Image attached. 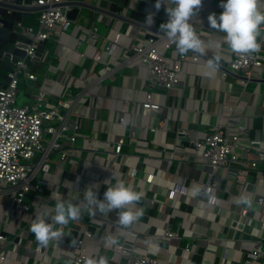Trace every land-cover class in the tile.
<instances>
[{
	"label": "built area",
	"instance_id": "1",
	"mask_svg": "<svg viewBox=\"0 0 264 264\" xmlns=\"http://www.w3.org/2000/svg\"><path fill=\"white\" fill-rule=\"evenodd\" d=\"M71 1L38 0L34 3V6L47 8L35 13L36 24H18V31L26 38V42L18 43L17 48L25 50L27 56L7 72V88L0 90V198L12 196L15 208L10 215H14L15 211L19 218L32 214L29 225L38 216L47 219V214L51 212L50 201L47 200L53 198L47 192L51 180L46 175L78 172V177L89 184L88 188L93 187L99 199H103L105 186L115 184L121 175L137 183L144 181L148 187L155 185L157 176L149 165L141 168L131 162L135 159L139 160L138 163L143 162V156L135 153L137 143L130 140V133L139 126V115L151 117V122L142 126L148 134L155 135L166 130L163 120L152 117L153 113H160L165 108L155 98V94L176 89L182 75L188 72L186 66L198 63L201 59L191 52L168 54L175 44L164 34H139L140 41L136 42L144 43L122 46L124 33L119 29L101 32L97 26L91 29L78 26L76 33L79 40L74 49L84 59V65L87 62L82 75L62 71L60 84L64 86V92L60 93L55 90L58 80L46 74L45 80L31 94V98L18 104L22 77L27 81L38 80V76L29 71L27 65L34 61L39 46L53 40L59 46L72 48L68 43L60 42L63 34L75 24L69 18V13L75 8L68 5ZM169 1L175 7L174 0ZM221 3L222 0H213L212 5L201 14L197 11L190 23L198 22L202 14L208 13L211 8L223 11ZM120 6L121 10L113 11L129 16V6ZM260 8L264 10V2L260 3ZM84 40L93 41L91 53L82 50ZM257 40L260 43L259 50L248 54L233 52L222 65V78L235 76V82L245 90L250 83L263 78L264 26ZM118 47H123L121 57L117 56ZM41 61L45 62L44 59ZM136 62L146 69L143 78L145 98L130 100L117 97V107L108 109L104 106L94 117L96 101L105 97L109 88L110 98L116 99L114 87L117 85L114 83L119 68ZM237 110V105L228 106L224 113L219 114L223 121L211 126L197 138L185 129L175 131L176 150L170 153L168 148H164L160 156L170 164L178 161L186 166H204L207 171L201 180L179 174L180 180L175 179L166 194L156 193L147 203L150 209L160 206L162 211L167 207L177 209L180 198L188 197L191 189L199 205L205 203L222 211L226 209L224 202L234 203L235 208L226 215L230 219L229 228L241 235L248 234L251 238V246L245 251L241 264H264V138L251 136L248 125L240 122L242 117L235 115ZM103 132L108 134L107 138L103 137ZM149 140L156 141L154 137ZM127 147L129 150H126ZM77 167L81 168L80 172L75 169ZM188 180L190 184H187ZM31 195L42 202L37 214L34 213V206L27 201ZM241 195L249 197L251 204L235 203ZM81 210V216L88 218L87 222H112L106 216L93 213L92 206L81 207ZM81 216L71 221L78 225ZM87 224L80 229L79 237L73 243H68L74 251L73 259L68 264H88L89 260L98 262L103 258L89 250L95 235ZM10 226L13 225L8 223L7 229ZM71 228V225H67L66 231ZM6 232L0 230V264H18L20 262H16L13 257L14 247L10 248L13 240L8 238ZM125 232L126 237L136 240L141 235L129 228ZM146 238L159 245L176 236L167 231L163 235L147 234ZM125 240L115 245L120 259L128 254ZM48 249L39 243L35 245L37 254H47ZM185 250L191 252L192 246L188 244ZM130 261L129 264H158L157 259L147 252L133 256ZM121 263V260L118 261V264Z\"/></svg>",
	"mask_w": 264,
	"mask_h": 264
},
{
	"label": "crops",
	"instance_id": "2",
	"mask_svg": "<svg viewBox=\"0 0 264 264\" xmlns=\"http://www.w3.org/2000/svg\"><path fill=\"white\" fill-rule=\"evenodd\" d=\"M78 1L109 11L121 10L120 5L125 4L130 8V17L146 24V17L152 14L153 23L151 26L158 30H161L160 25L168 20L166 9L172 7L169 0H162L159 10L155 8L156 0ZM212 3L213 0H203L198 12L200 11L201 14ZM80 10L81 12L77 16L74 26L63 34L60 39V42L63 44L68 43L72 48L59 46L57 41L52 40L46 45L44 58H42L45 62H28L27 69L34 72L38 76V80L27 81L26 78L22 77V84H25V86L31 85L33 88L32 91L28 90L26 92L25 101L31 98V94L45 80L46 74L58 80L59 84L55 90L60 93L64 92V86L60 84L62 82V71L82 75L87 62L84 65V59L74 49L79 40L76 33L78 26L85 29L97 26L101 32H109V30H121L120 26L124 24L122 46L144 43L136 42L140 41L139 34L145 36L150 33L161 34L128 24L95 10L82 7H80ZM207 12H204L199 21L194 23L193 26L202 41L204 49L202 54L210 60H215L219 65L218 69L212 72L211 75H206V65L209 59L200 55L201 53H195L200 56V62L186 66L185 69L188 72L182 75L180 85L176 89L160 91L155 94V98L165 108L160 113H153L152 117H159L163 120L166 130L155 135L148 134L142 126L151 122V117L139 115L137 119L139 126L134 127L130 133L132 137L130 140L137 143L135 153L143 156V162L138 163V159L131 160V162L141 168L149 165L150 170L155 172L157 176L156 184L150 187L144 181L137 183V181L124 179L122 175L119 176V180L123 179L126 184L132 185L135 190L144 193L143 198L139 201V207L142 208L143 215L127 227L120 225L118 221L119 212L115 210L106 213L95 212L100 216L110 218L112 222L109 224L101 221L87 222L88 218L82 215L81 223H78V225L71 220L64 226L55 225L56 228L62 227L64 237L59 241L50 240L46 246L49 248L47 254H37L35 245L38 244V241L30 231L29 225L32 214H26L19 218L15 211L14 215H10V212L15 208V204L11 195H5L2 199L0 198V230L8 231L6 232L8 238L13 240L10 248L14 247L13 257L16 262H20L18 264L70 263L74 251L68 243H73L75 238L79 237L80 229H83L86 223H88L89 230L95 235L90 242L89 250L103 257L107 264H118L120 260L121 264H129L133 256L146 252L156 258L158 264H200L201 262L205 264H241L245 251L251 246V238L248 234L241 235L234 229L229 228L230 219L226 215L231 209L235 208L234 203L224 202L226 209L222 211H218L217 208L205 203L199 205L192 189L188 197L180 198L181 203L177 206V209L167 207L162 211L161 206L157 209H150L147 203L148 199L154 197L156 193L166 194L172 182L175 179L180 180L179 176L181 174H186L189 179L201 180L205 171H207L204 166H186L178 161L170 164L166 158L160 156V151H163L164 148H168L170 153L176 150L175 131L177 129L188 130L192 137L197 138L211 126L223 121L219 114L224 113L228 106L237 105L238 112L235 115L242 117L240 122L248 125L251 129V136L264 138V76L262 79L250 83L246 90L241 84L235 82V76L230 75L227 79L222 78L223 62H227L233 52L224 41V33L209 26V14L215 13L219 17L222 11L211 8ZM36 21L37 14H34L26 17L24 23L32 25L36 24ZM92 45L93 41L84 40L81 48L83 51L91 53L93 50ZM122 48L118 47L117 49L118 57L122 56ZM177 52L175 45L167 53L175 55ZM190 52L194 53L192 51L187 53ZM118 65L120 66V63ZM45 66H48V69H45ZM145 75L146 69L140 63L136 62L128 66H121L114 83L117 85L114 87L116 99L110 98L111 89L109 88L105 97L98 98L96 101L94 117L98 115V111L104 106L108 109L117 107L116 103L121 97L130 100L144 99L146 88L143 78ZM128 131H130V128ZM107 135V133H104L103 137L107 138ZM153 137L156 139L155 142L149 140ZM126 150H129V147ZM75 169L81 171L79 167ZM77 173L72 172L70 174L64 171L58 176L46 175V178L51 180L47 192L53 197L52 199L47 198L50 201L51 211L47 214L48 222H52L51 218L55 215L54 209L59 199H63L67 203L79 204L84 208L92 206L84 200L83 193L89 184L83 178H79ZM187 184H190V180L187 181ZM113 185L111 183V186ZM106 189L107 185L104 191ZM36 198L31 195L27 201L34 206V213L37 214L40 212L42 202ZM8 223L13 226L7 229ZM67 225L72 227L68 232L66 231ZM126 228L140 232L139 240L126 237ZM167 231L173 232L176 238L166 240L159 245L148 241L146 238L147 234L163 235ZM256 233L259 234L258 231ZM110 237L114 241L112 244L108 242ZM124 240L128 254L120 259V255L115 250V245L123 243ZM188 244L192 246L191 252L185 250ZM12 264L15 263L12 262Z\"/></svg>",
	"mask_w": 264,
	"mask_h": 264
},
{
	"label": "clouds",
	"instance_id": "3",
	"mask_svg": "<svg viewBox=\"0 0 264 264\" xmlns=\"http://www.w3.org/2000/svg\"><path fill=\"white\" fill-rule=\"evenodd\" d=\"M175 7L166 9L168 20L160 25L161 31L169 41L176 45L180 54L189 51L203 53L202 41L197 35L190 19L199 10L203 0H174ZM264 0H222L223 11L219 17L215 13L209 14L208 22L212 29L219 30L225 34L224 41L234 53L248 54L259 50L260 43L257 37L260 29L264 26V10L260 8V3ZM162 0H156L155 8L161 7ZM148 25L153 23V16L146 17ZM219 65L215 60H209L206 65V75H211ZM144 193L134 189L132 185L126 184L123 180L107 187L103 199H99L93 187L84 191V200L92 205L93 213L118 211V221L120 225L127 227L133 224L143 210L139 207V201ZM237 204H251V199L241 195L236 199ZM55 215L52 222H48L45 217L38 216L30 225V231L35 235L39 244L47 246L50 240H61L64 233L61 228L55 225L64 226L70 220L78 219L82 210L79 204L67 203L59 199L54 209ZM109 244L114 241L109 238ZM88 264H107L104 258L99 261L89 260Z\"/></svg>",
	"mask_w": 264,
	"mask_h": 264
},
{
	"label": "water",
	"instance_id": "4",
	"mask_svg": "<svg viewBox=\"0 0 264 264\" xmlns=\"http://www.w3.org/2000/svg\"><path fill=\"white\" fill-rule=\"evenodd\" d=\"M37 1L38 0H0V90L7 88V83L9 81L7 72L10 69L15 68L17 62L21 58H26L27 56L25 50H20L17 48L18 43L26 42V38L18 31V24L23 23L26 17L32 16L36 12H40L47 8L46 6H34V3ZM68 5L75 7L69 13V18L74 21L81 12L80 7H82L89 10H95L99 13L107 14L112 18L140 28L164 34L161 30L153 28L151 25L138 21L130 16L105 10L83 1L73 0L68 2ZM45 51L46 45L41 44L33 60L41 61L42 58H44ZM200 55L206 57L203 54Z\"/></svg>",
	"mask_w": 264,
	"mask_h": 264
},
{
	"label": "rangeland",
	"instance_id": "5",
	"mask_svg": "<svg viewBox=\"0 0 264 264\" xmlns=\"http://www.w3.org/2000/svg\"><path fill=\"white\" fill-rule=\"evenodd\" d=\"M123 28H124V24H122L120 26L121 31L124 30ZM45 67H46L45 69H48V66H45ZM109 83H110V81H109ZM28 90L32 91L33 90L32 86L31 85L25 86V84H22V89H21L19 97H18V104H22L23 102H25V100H26L25 94ZM54 159H57V158H54Z\"/></svg>",
	"mask_w": 264,
	"mask_h": 264
}]
</instances>
